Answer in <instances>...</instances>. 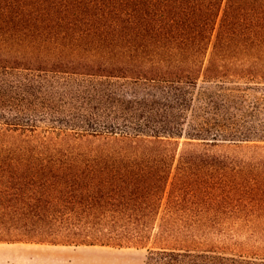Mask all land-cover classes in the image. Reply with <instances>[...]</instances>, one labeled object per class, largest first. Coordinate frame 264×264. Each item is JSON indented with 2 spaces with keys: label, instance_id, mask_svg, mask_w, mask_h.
I'll return each instance as SVG.
<instances>
[{
  "label": "trees",
  "instance_id": "obj_1",
  "mask_svg": "<svg viewBox=\"0 0 264 264\" xmlns=\"http://www.w3.org/2000/svg\"><path fill=\"white\" fill-rule=\"evenodd\" d=\"M0 242L264 264V0H0Z\"/></svg>",
  "mask_w": 264,
  "mask_h": 264
},
{
  "label": "rangeland",
  "instance_id": "obj_2",
  "mask_svg": "<svg viewBox=\"0 0 264 264\" xmlns=\"http://www.w3.org/2000/svg\"><path fill=\"white\" fill-rule=\"evenodd\" d=\"M147 249L118 245L0 242V264H144Z\"/></svg>",
  "mask_w": 264,
  "mask_h": 264
}]
</instances>
